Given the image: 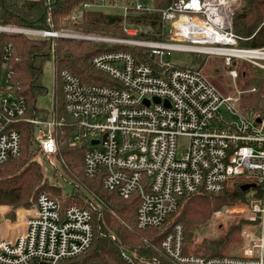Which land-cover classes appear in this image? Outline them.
I'll return each mask as SVG.
<instances>
[{
  "label": "built area",
  "instance_id": "built-area-1",
  "mask_svg": "<svg viewBox=\"0 0 264 264\" xmlns=\"http://www.w3.org/2000/svg\"><path fill=\"white\" fill-rule=\"evenodd\" d=\"M241 5L242 0H172L161 9L164 40L135 38L137 29L130 25L123 27L127 37L110 38L68 28L0 24V33L5 35L128 44L140 48L149 60L145 63L121 49L93 55L91 66L107 76L109 83H85L62 69L58 76L64 115L55 116L50 107L46 108L50 114L43 117L36 105H29L23 92L15 67L20 60L16 47L10 41L4 43L0 164L20 155L19 125L24 123L32 127L34 158H42L54 173L65 174L59 167L57 130L66 128L65 143L84 146L83 174L100 176L102 186L122 198L136 194L135 226L141 230L158 228L162 252L175 263L264 264V96L258 112L238 110L203 71L206 63L196 69L171 58L174 52L220 56L225 66L234 60L233 70L241 75L246 65L264 71V46H238L241 38L232 25ZM120 7L124 13L129 7L150 9L146 0ZM222 105L238 116L225 121L219 113ZM180 138L184 139L181 146ZM230 182L260 186L256 195H246L245 200L246 220L253 232L237 253L195 252L185 243L183 227L175 217L190 196L221 192ZM86 197L88 207L64 208L56 197L39 191L24 230L0 237V264H71L68 261L86 251L93 240L91 210L95 203L91 194ZM120 260L121 264H160L157 257L148 258L124 246Z\"/></svg>",
  "mask_w": 264,
  "mask_h": 264
},
{
  "label": "trees",
  "instance_id": "trees-1",
  "mask_svg": "<svg viewBox=\"0 0 264 264\" xmlns=\"http://www.w3.org/2000/svg\"><path fill=\"white\" fill-rule=\"evenodd\" d=\"M150 9L136 10L129 7L126 13L121 5L133 4V0H0V24L36 29H60L72 27L82 34H91L110 38H124L125 25L137 29L135 38L164 40L165 29L162 26L161 9L172 0H146ZM104 7L120 8L108 11ZM89 5V6H88ZM233 31L241 39L242 47L256 48L264 46V0H242V5L233 15ZM140 29V31H139ZM12 42L20 57L16 69L21 75L23 92L30 106L35 105L37 96L43 91L38 80L44 62L51 60L54 65L55 79L58 81L54 95L53 109L55 116L64 115L63 93L58 73L67 69L85 83H109V78L95 70L90 59L93 55L109 50H126L135 54L143 62L149 63L140 48L128 44L112 43L82 38H33L25 34L5 35L0 33V68L1 49L4 43ZM206 55L190 54L189 59L180 63L182 66L201 68L206 62ZM206 68H209L207 63ZM59 79V80H58ZM38 114L47 117L50 112L37 109ZM21 152L15 158L0 164V205L10 208L29 206L30 199L44 190L56 197L62 207L77 205L88 207L86 196L79 192H64L48 184L40 166L31 160L32 127L20 124ZM66 128L57 130L58 151L66 174L80 187L92 195L95 208L92 213L93 240L89 248L77 257L69 260L71 264H121L120 249L123 245L137 248L142 254L157 257L160 264H177L167 257L160 247L162 235L158 228L138 229L135 226L138 197L133 194L125 199L117 193L105 189L101 177H86L82 172L83 145L69 147L65 143ZM239 199L246 200L245 190L236 184L231 191L193 195L187 198L177 221L183 227L184 240L191 239L193 232L205 223L214 211L233 204ZM114 235V239L111 237ZM223 240V239H222ZM221 241L211 244L215 250Z\"/></svg>",
  "mask_w": 264,
  "mask_h": 264
},
{
  "label": "rangeland",
  "instance_id": "rangeland-1",
  "mask_svg": "<svg viewBox=\"0 0 264 264\" xmlns=\"http://www.w3.org/2000/svg\"><path fill=\"white\" fill-rule=\"evenodd\" d=\"M100 7L102 9L105 8L108 11H119L120 9L104 6ZM61 28L73 29L72 27ZM238 46L240 45L238 44ZM171 58L173 60H177L175 62L178 63L180 61L189 59V55L185 53L174 52ZM209 58L211 59V61L216 62L217 66L212 67V65L209 64V68L205 69V65L203 71H205V73L207 74V69L212 70L214 80L212 78L210 79L216 85V87L227 93L228 91H231V87L236 85L242 93V104L245 105V109H243L246 111L250 109H259L264 96V71L246 65L248 68H246L245 66L243 69L246 71H244V74L241 75L239 70L237 72L236 70H233L234 60L230 66H225L223 64L222 57L211 56ZM230 70L233 71L231 72ZM229 71L231 72L230 74L234 73V75L237 76L235 81L232 79L233 76L228 73ZM38 83L42 87L43 91L37 96L35 105L38 108L42 109L52 107L56 91L55 88L58 84V81L55 79L54 65L51 60L44 62ZM219 113L225 121L232 120L233 116L235 115L238 116L237 113L233 114L231 110L227 109L225 105L221 106V108L219 109ZM183 143L184 139L180 138L179 145L181 146ZM31 154V160L40 166L43 177L46 178L49 185L54 186L57 189H61L64 192H79L87 196V192L85 191V189L83 187H80L77 182H75L66 174L62 163L59 164V167L63 168L65 174L58 175L57 173H54L50 168H48L47 164L41 160L42 158H34L35 153L33 154L32 150ZM73 183H76L78 186ZM236 184V182H230L229 186L225 190H233ZM259 189L260 186L258 185L249 187L245 190V195L254 196L258 193ZM35 196L36 194L34 195V197H32V199H30V205L27 207L16 206L15 208H10L5 205H0V237H9L13 233L16 234L24 230V222L26 220V217L32 210ZM1 207H4V209L2 210ZM182 207L183 205L181 206V209ZM226 209L228 210L222 212V214L220 213L219 215H216L217 211ZM219 210L214 211L212 213V216L205 223L198 226V228L193 232L191 239L185 241V243L193 248L195 252L199 251V253L203 255H213L216 252H220L221 254H233L241 251L243 245L247 243L248 237L251 235L249 233L253 232L254 228L251 227L249 222H247L246 220L248 210L245 206V200L239 199L235 203L222 207ZM179 215L180 213L177 215V217H175V221L177 220ZM215 215L217 217H215ZM215 241H221L219 243L220 245L217 248L218 250H215V246L211 244ZM123 246L129 249L137 250L140 254H142V251L137 248H133L127 245ZM145 256L148 258H152L151 256Z\"/></svg>",
  "mask_w": 264,
  "mask_h": 264
},
{
  "label": "bare ground",
  "instance_id": "bare-ground-1",
  "mask_svg": "<svg viewBox=\"0 0 264 264\" xmlns=\"http://www.w3.org/2000/svg\"><path fill=\"white\" fill-rule=\"evenodd\" d=\"M236 77L237 76H234V77H232V79L235 81L236 80ZM227 95H228L230 101L232 102V104L238 110L244 111L245 105L242 104V93H241L240 89L236 85H234L233 87H231V91H228L227 92ZM255 112H258V108H257V110H255ZM243 115L245 117L248 116L246 113H243Z\"/></svg>",
  "mask_w": 264,
  "mask_h": 264
},
{
  "label": "water",
  "instance_id": "water-1",
  "mask_svg": "<svg viewBox=\"0 0 264 264\" xmlns=\"http://www.w3.org/2000/svg\"><path fill=\"white\" fill-rule=\"evenodd\" d=\"M207 74L209 75V77L210 78H212L213 80H214V75H213V73H212V70L211 69H207ZM156 101H158V99H155ZM252 186V184H243L242 186H241V189L242 190H246L247 188H249V187H251Z\"/></svg>",
  "mask_w": 264,
  "mask_h": 264
},
{
  "label": "crops",
  "instance_id": "crops-1",
  "mask_svg": "<svg viewBox=\"0 0 264 264\" xmlns=\"http://www.w3.org/2000/svg\"><path fill=\"white\" fill-rule=\"evenodd\" d=\"M94 6H99V5H94ZM103 6H106V5H103ZM100 7V6H99ZM12 25H14V24H12ZM206 64L205 65H207V63H209L210 65H212V67L213 66H217V63L216 62H213V61H211V59L209 58V57H207V59H206V62H205ZM30 109H32L31 107H30ZM38 109H40V108H38ZM42 109V108H41ZM2 208V210L4 209V207H1ZM17 234V233H16ZM15 233H13L12 235H16ZM11 235V236H12ZM10 237V236H9Z\"/></svg>",
  "mask_w": 264,
  "mask_h": 264
}]
</instances>
